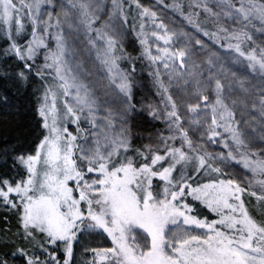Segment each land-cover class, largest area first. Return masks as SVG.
<instances>
[{
	"label": "snow or ice",
	"instance_id": "obj_1",
	"mask_svg": "<svg viewBox=\"0 0 264 264\" xmlns=\"http://www.w3.org/2000/svg\"><path fill=\"white\" fill-rule=\"evenodd\" d=\"M21 99L0 264H264V0H0Z\"/></svg>",
	"mask_w": 264,
	"mask_h": 264
},
{
	"label": "trees",
	"instance_id": "obj_2",
	"mask_svg": "<svg viewBox=\"0 0 264 264\" xmlns=\"http://www.w3.org/2000/svg\"><path fill=\"white\" fill-rule=\"evenodd\" d=\"M21 110L7 111L0 108V145L15 144L17 139L28 140L32 134V121L30 111H25L27 101L21 99ZM144 127H150L145 124Z\"/></svg>",
	"mask_w": 264,
	"mask_h": 264
}]
</instances>
